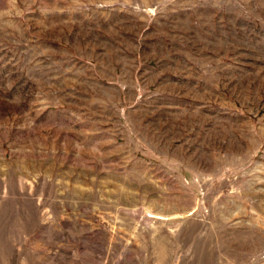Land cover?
<instances>
[{"label":"rangeland","instance_id":"rangeland-1","mask_svg":"<svg viewBox=\"0 0 264 264\" xmlns=\"http://www.w3.org/2000/svg\"><path fill=\"white\" fill-rule=\"evenodd\" d=\"M0 264H264V0H0Z\"/></svg>","mask_w":264,"mask_h":264}]
</instances>
